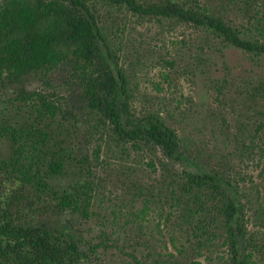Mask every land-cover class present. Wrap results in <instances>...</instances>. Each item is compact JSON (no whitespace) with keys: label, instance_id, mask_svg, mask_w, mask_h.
I'll return each mask as SVG.
<instances>
[{"label":"trees","instance_id":"1","mask_svg":"<svg viewBox=\"0 0 264 264\" xmlns=\"http://www.w3.org/2000/svg\"><path fill=\"white\" fill-rule=\"evenodd\" d=\"M131 17L189 27L201 41L193 76L209 77L216 105L207 148L194 111L171 124L132 110L120 65ZM227 50L249 67L229 69ZM33 75L51 91L25 90ZM193 119L202 125L191 133ZM95 132L122 154L154 157L151 181L130 187L124 225L152 227L142 224L152 215L169 222L168 241L155 237L159 225L123 238L132 229L117 206L108 215L92 172L99 151L85 156ZM244 163H264V0H0V264H201L218 244L224 264H264V233L247 226L264 230V192L245 186Z\"/></svg>","mask_w":264,"mask_h":264},{"label":"rangeland","instance_id":"2","mask_svg":"<svg viewBox=\"0 0 264 264\" xmlns=\"http://www.w3.org/2000/svg\"><path fill=\"white\" fill-rule=\"evenodd\" d=\"M127 30L124 37V51L120 60V65L129 74L131 80V88L134 92V102L132 110L136 115L142 114L144 111L159 112L161 117L167 119L172 124V115L175 113L180 116L183 113L198 116L200 122L211 114L209 111L212 105V98L207 93L206 83L209 77L204 75L193 76L194 60L192 55L196 54L200 57H206L201 48V41L196 40L198 36L192 29L185 26H172L169 23H157L149 20H140L131 17L127 21ZM211 61L217 62L216 68L222 67L220 58H214ZM225 64L233 72L245 70L247 65L244 55L237 50H227L225 52ZM215 69V67H211ZM55 79L48 78L49 82L56 89L55 93L63 95V90L58 86L60 76H53ZM23 88L27 91L45 90L48 89L44 82L38 76H28L23 81ZM59 97V96H58ZM60 99V97H59ZM193 116V115H192ZM171 118V120H170ZM210 119L204 120V130L202 131L201 140L208 146L209 139L206 137L207 131H210ZM202 124L195 123L192 120L188 130L193 133L196 127ZM201 128V127H200ZM197 136L200 134L197 130ZM85 156L88 160L93 161V153L96 151L99 158L93 161V173L97 176V182L100 186V196L103 202L108 204L111 210H116L118 207L119 218L118 222L124 225L127 206L126 200L130 192V187L136 182L151 181L154 175L145 166L149 157L146 152H131L130 154H122L119 150L111 147L109 141L101 138L99 132H95L87 138ZM202 148L203 145L197 146ZM195 147V148H197ZM207 148V147H206ZM96 153V154H97ZM156 158H161L159 152L156 153ZM239 172L245 180V186L259 187L264 192V163L259 166L256 164H246L239 166ZM183 169L182 166H176V170ZM108 200V201H107ZM124 201L123 203H121ZM113 215V214H112ZM111 215V216H112ZM110 216V217H111ZM118 216V215H117ZM152 220L150 225L157 229L160 226L161 232H154L155 237L160 239L163 236L165 241H168V233L165 227L169 222L158 223L156 217L152 218L149 215L145 221ZM128 221H130L128 217ZM248 229L251 232L259 231L264 233V230H258L254 219L247 220ZM132 229V232H126L124 239H128L131 235H136L139 238H148L147 232L152 227H140L136 229V224L125 226ZM172 235L179 236L172 228ZM154 245L164 251L163 245L157 241H153ZM125 251H128L127 249ZM168 251L174 254L176 252L168 245ZM206 258L201 257L197 260L201 264H224L223 258L226 259V250L220 244L207 253Z\"/></svg>","mask_w":264,"mask_h":264}]
</instances>
